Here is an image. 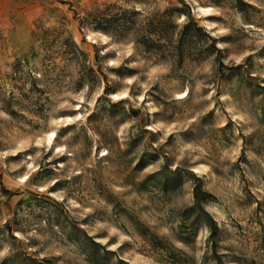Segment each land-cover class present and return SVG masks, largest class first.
Segmentation results:
<instances>
[{
    "label": "rangeland",
    "instance_id": "obj_1",
    "mask_svg": "<svg viewBox=\"0 0 264 264\" xmlns=\"http://www.w3.org/2000/svg\"><path fill=\"white\" fill-rule=\"evenodd\" d=\"M0 264H264V0H0Z\"/></svg>",
    "mask_w": 264,
    "mask_h": 264
},
{
    "label": "trees",
    "instance_id": "obj_2",
    "mask_svg": "<svg viewBox=\"0 0 264 264\" xmlns=\"http://www.w3.org/2000/svg\"><path fill=\"white\" fill-rule=\"evenodd\" d=\"M114 7H116V10H113ZM135 13L141 14V12L137 11L136 9L123 8L116 3L110 2L104 3L102 8L98 7L94 10H83L82 13L80 11L74 10V17L78 18L80 26L89 25L92 29H100L107 33H112L114 36H119L120 32L123 29L129 27V25L133 22L135 23L134 38L137 43H142L146 46L154 48L158 46L164 51L172 50L171 53L174 52L178 55L180 52L179 44L176 40H174L177 38L175 35H173L172 30V28L175 27V24L172 23L169 18L156 19L155 12L151 15H144L141 18L133 19L132 16ZM187 16L188 20L184 23L185 27L189 22H192L196 29L202 30V27L197 25V23L191 19L189 11ZM185 34L186 32L183 35ZM183 35L181 37H183ZM207 36L211 38L210 35L207 34ZM64 44L66 47V55H70L71 57L74 56L76 58L80 55H86L71 37L65 38ZM215 49L217 48L215 47ZM83 67L84 71L93 70L91 67L88 68L86 65H83ZM194 197L196 202H198V200L201 198V196L198 195L196 188L194 191Z\"/></svg>",
    "mask_w": 264,
    "mask_h": 264
},
{
    "label": "bare ground",
    "instance_id": "obj_3",
    "mask_svg": "<svg viewBox=\"0 0 264 264\" xmlns=\"http://www.w3.org/2000/svg\"><path fill=\"white\" fill-rule=\"evenodd\" d=\"M201 7H202V6H201ZM205 9H206V8H205ZM207 9H208V8H207ZM182 92H183V91H182ZM182 92H181V93H182ZM54 134H55L54 131H50V132H49V140H50L51 138H53Z\"/></svg>",
    "mask_w": 264,
    "mask_h": 264
}]
</instances>
